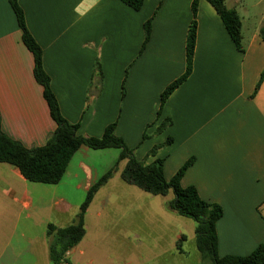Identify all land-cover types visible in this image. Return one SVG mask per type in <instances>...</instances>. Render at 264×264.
I'll return each instance as SVG.
<instances>
[{"label":"crops","instance_id":"1","mask_svg":"<svg viewBox=\"0 0 264 264\" xmlns=\"http://www.w3.org/2000/svg\"><path fill=\"white\" fill-rule=\"evenodd\" d=\"M19 2L61 112L79 134L101 137L116 122L115 134L139 160H163L167 180L192 160L182 185L223 207L219 255H248L264 244V15L246 19L243 0H225L241 17L240 49L214 6L200 0L192 72L162 106L164 89L186 71L193 0H145L139 10L121 0ZM33 69L15 12L0 0V119L29 148L57 128ZM119 155L82 146L55 184L0 162V264H53L49 224L75 222L90 187L116 164L85 213L84 237L62 264H180L185 242L196 244V222L167 207L172 190L153 194L125 181L127 160ZM197 253L192 264H202Z\"/></svg>","mask_w":264,"mask_h":264},{"label":"trees","instance_id":"2","mask_svg":"<svg viewBox=\"0 0 264 264\" xmlns=\"http://www.w3.org/2000/svg\"><path fill=\"white\" fill-rule=\"evenodd\" d=\"M8 1L22 30L23 42L33 54L34 76L36 81L43 86V95L49 106L51 117L57 123V128L50 134L44 145L29 148L21 141L5 133L0 119V162L14 165L30 181L55 184L63 178L71 158L82 146H88L93 149L117 148L120 150L119 160H127L121 172L125 181L153 194L166 195L172 190L174 198L167 203V207L179 215L191 218L196 222V246L202 256V264H264V244H260L248 255H219L217 223L223 216V207L220 204L205 201L196 187H184L182 185L181 179L192 164V160L187 161L171 179L167 180L164 174L163 160L157 159L150 164L139 160L134 154V149L128 147L125 140L115 134L116 122L107 125L101 137H86L79 134V124L70 122L61 112L57 96L51 85V77L44 68L43 49L27 26L25 12L19 0ZM121 1L139 10L145 0ZM199 1L193 0L192 3L194 18L189 26L187 35L186 71L164 89L161 94L162 106L192 72L198 33L197 13ZM208 1L221 16L235 45L243 49L242 22L237 10L229 8L225 0ZM144 27L145 42L143 48L152 33V18L146 21ZM260 34L264 39V26L261 28ZM97 67L98 70H101L100 62H97ZM263 79L264 72L259 84ZM170 123L171 119H166L159 126L158 132L162 131ZM146 137L145 134L143 138L145 139ZM172 142L173 138L169 137L163 145H170ZM159 147L161 146H156L151 151L154 153ZM116 170L117 164L90 187L80 206L75 222L64 227H58L52 223L49 224L47 235L49 236V254L53 264H62L66 261L69 250L84 237L85 213L96 192L107 183Z\"/></svg>","mask_w":264,"mask_h":264},{"label":"rangeland","instance_id":"3","mask_svg":"<svg viewBox=\"0 0 264 264\" xmlns=\"http://www.w3.org/2000/svg\"><path fill=\"white\" fill-rule=\"evenodd\" d=\"M242 5V13L246 15V19L247 17L249 19H256L264 15V0H243ZM183 249L186 251V254L181 256L180 264H192V262H197L198 253L196 244L185 242Z\"/></svg>","mask_w":264,"mask_h":264}]
</instances>
